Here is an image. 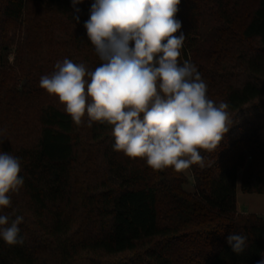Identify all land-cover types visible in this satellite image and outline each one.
<instances>
[{
  "label": "trees",
  "instance_id": "1",
  "mask_svg": "<svg viewBox=\"0 0 264 264\" xmlns=\"http://www.w3.org/2000/svg\"><path fill=\"white\" fill-rule=\"evenodd\" d=\"M93 0H0V151L21 158L24 185L0 214L24 217L23 245L0 238V264H257L264 217L239 212L237 186L264 193V0H181L190 60L232 124L205 167L155 171L113 150L112 126H76L40 88L64 58L101 63L84 22ZM179 35V33H177ZM85 121L87 116H85ZM14 218V217H13ZM248 246L232 252L230 233Z\"/></svg>",
  "mask_w": 264,
  "mask_h": 264
},
{
  "label": "clouds",
  "instance_id": "2",
  "mask_svg": "<svg viewBox=\"0 0 264 264\" xmlns=\"http://www.w3.org/2000/svg\"><path fill=\"white\" fill-rule=\"evenodd\" d=\"M83 2L71 0L76 23L77 5ZM180 3L93 0L84 28L101 63L90 70L86 63L64 58L39 81L76 126H112L113 150L141 159L155 171L182 172L192 165L203 169L199 150L217 149L232 124L230 105L210 99L196 65L178 60L186 39L176 19ZM5 136L6 129H0V143ZM21 171L20 157L0 151V209L9 208L8 194L24 185ZM23 219L16 209L0 214V238L7 245L24 244L18 227ZM226 242L237 255L248 246L245 235L233 232ZM260 256L257 264H264V252Z\"/></svg>",
  "mask_w": 264,
  "mask_h": 264
},
{
  "label": "rangeland",
  "instance_id": "3",
  "mask_svg": "<svg viewBox=\"0 0 264 264\" xmlns=\"http://www.w3.org/2000/svg\"><path fill=\"white\" fill-rule=\"evenodd\" d=\"M182 172L188 178L185 188L189 191H194L195 184L190 168ZM237 209L239 212L257 213L264 217V193L244 192L241 189L239 179L237 186Z\"/></svg>",
  "mask_w": 264,
  "mask_h": 264
}]
</instances>
